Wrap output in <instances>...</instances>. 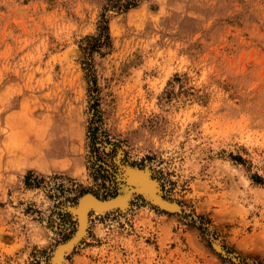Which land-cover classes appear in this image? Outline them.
Instances as JSON below:
<instances>
[{
    "label": "rangeland",
    "instance_id": "obj_1",
    "mask_svg": "<svg viewBox=\"0 0 264 264\" xmlns=\"http://www.w3.org/2000/svg\"><path fill=\"white\" fill-rule=\"evenodd\" d=\"M113 3L0 0V264H53L66 209L135 187L127 168L177 211L136 192L91 212L64 264H264V0Z\"/></svg>",
    "mask_w": 264,
    "mask_h": 264
},
{
    "label": "bare ground",
    "instance_id": "obj_2",
    "mask_svg": "<svg viewBox=\"0 0 264 264\" xmlns=\"http://www.w3.org/2000/svg\"><path fill=\"white\" fill-rule=\"evenodd\" d=\"M122 157H123V154H122V152L119 151V153H117V156L115 158L116 163H119ZM149 170L148 169L140 170V169L127 168L126 173L130 174V176L132 175L131 178L129 177V180L128 179L127 180L130 181L133 179L135 182L134 186H136V188H131V186H133V185L128 186V187L126 185L123 186L122 192H120L119 195L115 199H113L109 202L98 203V202H95V199L92 197V195H88L82 201V203L80 205L70 206V207H73L72 210H73L75 215H77L80 211L84 210L83 213H81L79 215L80 222H81L80 234L81 235L86 234L88 223H89V214L91 213V212H89V209L91 206H95L98 209L101 207L102 204H104L102 207V210L99 209V210L92 211V212H95L96 214H98V213L103 214L105 212L111 211L112 208H105V207H107L105 205L112 204V203L116 205L115 207H120V209H118V210L124 211L129 206L130 199H131L132 195L136 192L143 193V195L148 196L146 198L151 199V201L153 200V204L158 205L161 209H169L171 211H177L175 209L176 207H175V204L173 202H172L173 203L172 204V203L168 202L167 200L163 199L162 198L163 196L162 197L160 196L161 193L159 195V192H158L159 189L157 187L158 186L157 182L155 181V179L152 180V177L150 176L151 173ZM140 181H142V182H140ZM90 194H92V193H90ZM108 209H111V210H108ZM66 254H67V252H65L62 257L58 256L57 258H53L52 259L53 264H56L57 262H59V264H64L63 261H64V257Z\"/></svg>",
    "mask_w": 264,
    "mask_h": 264
},
{
    "label": "trees",
    "instance_id": "obj_3",
    "mask_svg": "<svg viewBox=\"0 0 264 264\" xmlns=\"http://www.w3.org/2000/svg\"><path fill=\"white\" fill-rule=\"evenodd\" d=\"M114 3L112 4L113 8H117V9H125L128 10L131 7H135L136 6V1L137 0H127L125 3L122 2V0H112ZM83 45H81V49L84 53V61L82 62L84 64V70L86 71V76L89 80V82L92 83V85L90 86V91L92 93H95L96 89L98 91V86H97V80H96V76L94 74V59H93V54L95 52H98L100 54H103V48H111L112 47V40H111V35H110V29H109V23L108 20L105 16H103L102 21L100 22V25L98 27V32L94 35H87L84 40H83ZM93 97V96H92ZM99 105V96H95V99L92 100V105L91 107L95 108L96 106ZM93 145H97L98 142V129L97 128H92V136H91ZM96 151L99 152L98 149H96ZM32 172H29L26 176V184L28 186H32V185H40V183L42 182L40 179H38L37 176H35L34 178H32ZM85 192H83V194H85ZM95 194V193H93ZM96 196L100 197V195L95 194ZM102 198H107L106 197H102ZM68 239V237H67ZM259 264H263L262 262H260Z\"/></svg>",
    "mask_w": 264,
    "mask_h": 264
},
{
    "label": "water",
    "instance_id": "obj_4",
    "mask_svg": "<svg viewBox=\"0 0 264 264\" xmlns=\"http://www.w3.org/2000/svg\"><path fill=\"white\" fill-rule=\"evenodd\" d=\"M131 188H136V186H135V187L132 186ZM142 194H143V193H142ZM88 195H92V197L95 199V202H98V203L102 202V203H103V202H109V201L115 199V198L119 195V193H117L116 195H114L113 197H110V198H109V197H107V198H101V197L96 196L95 194L85 193V194H83V195L77 200L76 205H80V204L82 203V201H83ZM103 205H104V204H102L101 207L98 208V209H97V207H95V206H91L90 209H89V212H92V211H95V210H99V209L102 210ZM105 206H107V207H105V208H112V210L120 209V207H115L116 205L113 204V203H112V204H107V205H105ZM72 208H73V207H69V208L67 209V212H69L70 214H74ZM103 209H104V208H103ZM108 210H111V209H108ZM83 211H84V210H83ZM83 211H80V212L77 214V228H76L75 233H74L70 238H68L67 240L63 241L62 243H60V244L57 246V248H56V250H55V252H54L53 258H57L58 256L62 257L63 254H64L65 252L68 253L69 251L73 250V249L76 247V245H77L78 243H80L81 240L83 239L84 235H81V234H80V226H81V222H80V218H79V215H80L81 213H83ZM56 264H59V262H57Z\"/></svg>",
    "mask_w": 264,
    "mask_h": 264
}]
</instances>
